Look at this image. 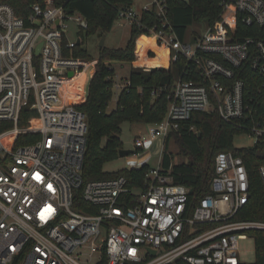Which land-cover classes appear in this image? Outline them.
I'll use <instances>...</instances> for the list:
<instances>
[{"label":"built area","instance_id":"obj_1","mask_svg":"<svg viewBox=\"0 0 264 264\" xmlns=\"http://www.w3.org/2000/svg\"><path fill=\"white\" fill-rule=\"evenodd\" d=\"M67 1L41 0L23 19L0 0V123L12 124L0 131V264L17 257L20 264H168L178 258L185 264H245L239 241L264 231V221L233 220L248 201L249 180L242 157L232 151L215 155L209 192L194 206L189 188L173 183L160 162L141 189L129 188L122 175L83 181L87 121L79 105L98 60L73 55L82 39L67 37ZM220 5L213 24L184 40L167 19L165 0L117 10V19L144 30L135 42L137 66L152 65L146 60L156 58L157 49L166 52L169 65L179 55L189 62L170 88L165 117L147 124L148 137L135 139V149L165 139L192 112L212 110L264 146V0ZM150 10L158 24L142 22L141 13ZM77 14L81 36L87 22ZM142 37L147 41L139 49ZM247 68L257 76L249 89L240 76ZM24 107L37 113L36 124L18 125ZM20 135L37 138L16 146ZM257 170L264 186V162ZM78 190L95 212L73 209Z\"/></svg>","mask_w":264,"mask_h":264},{"label":"trees","instance_id":"obj_2","mask_svg":"<svg viewBox=\"0 0 264 264\" xmlns=\"http://www.w3.org/2000/svg\"><path fill=\"white\" fill-rule=\"evenodd\" d=\"M14 13L23 19L30 14L32 5L41 0H5ZM134 0H68L64 6L65 12L81 14L87 22L84 32L88 34H105L111 30L117 20V10L133 6ZM167 4V19L180 40L187 38V28L195 23L213 24L221 12L222 0H165ZM142 22L148 26L159 23L154 10L141 13ZM123 47L98 46V57H92L83 48L76 47L73 55L76 57L97 59L95 72L88 85V93L79 109L85 114L87 121L86 149L82 162L81 176L83 181L98 180L122 175L127 180L129 188H144L147 174L152 167L142 164L140 167L124 168L115 172H106L103 165L118 157L122 148L120 139L121 124L130 123L154 124L165 117L168 105V93L171 86L184 71L188 70L189 62L178 56L169 68L154 66L166 65V52L157 49L158 56L148 59L147 66H131L122 81L128 84L117 91L115 108L108 110L109 102L114 94L116 78L115 64L130 63L135 60V42L143 33L133 25ZM241 29V28H240ZM239 31V30H238ZM241 36L250 34L240 30ZM199 33L193 32L192 36ZM147 39L140 38L138 47ZM139 64V63H137ZM240 76L246 80L247 89L253 87L257 77L248 68ZM121 81V82H122ZM38 122L35 111L24 107L18 119V125H34ZM11 123H0V131L10 128ZM192 127V129H190ZM244 132L243 127L235 123L224 122L217 111H195L188 120L180 122L177 130L171 131L164 139V149L160 165L169 169L172 182L189 188L188 203L194 206L196 202L209 192L210 181L214 175V158L218 152L232 151L242 157L249 180L248 201L234 215L233 220L264 221V186L258 173V166L264 158L256 156L258 149L264 148L256 144L249 148H235L232 139L235 134ZM37 135H20L15 145L19 146L34 141ZM174 139L178 154L187 159L173 161L172 154L167 152L169 139ZM105 140V141H104ZM104 141V142H103ZM132 195H126L127 203L132 201ZM73 209L83 212H95L96 206L85 201L80 190L74 193ZM207 225L202 226L206 228ZM256 260L255 264H263L264 231H253ZM10 264H20L15 258ZM168 264H185L180 258Z\"/></svg>","mask_w":264,"mask_h":264},{"label":"rangeland","instance_id":"obj_3","mask_svg":"<svg viewBox=\"0 0 264 264\" xmlns=\"http://www.w3.org/2000/svg\"><path fill=\"white\" fill-rule=\"evenodd\" d=\"M146 3H151V0H134L132 5L136 10H140L142 6ZM76 15H78L77 12H74L67 20V37L70 40H76L78 37H81L83 49H85L87 53L90 54L92 57H98L99 37H97L96 34H88V35L82 34L81 36H79V34L77 33L78 25L75 24ZM206 27L207 26L204 22L192 24L187 28V34H186L187 39L193 34V32L201 33L206 29ZM130 30L131 27L128 22L121 19L115 20L113 27L105 35L104 46L123 47L129 38ZM132 62L136 66L141 64V60H137V57H135V60H133ZM132 62L124 63L126 65L115 64V68H116L115 83L117 84L121 83L123 78L126 76L125 73L129 70V67L132 64ZM168 65L169 64L167 62L166 65H162V66L167 67ZM114 91L115 92L113 94V97L109 102V106H108L109 111L115 108L116 94H117V90L115 89V87H114ZM120 127H121L120 139L122 141V148L133 150V152L124 156L118 155L116 159L106 162L103 165V170L106 172H115L124 168L140 167L142 164H148L150 167H157L162 157V152L160 153V151H163L164 149L163 147L165 146L164 139H156L151 143H145V145L142 146L141 148L135 149V145H134L135 139L137 138L145 139L148 137L146 135L147 127H148L147 124L130 123L125 121L121 124ZM232 144L235 148H241V147L249 148L256 145L254 138L248 136L244 132L235 134L232 139ZM167 152L172 154L174 162L183 161V160L185 161L187 159L183 155L178 154V147L174 142V139L172 138L169 139V142L167 144ZM239 250H240V259L245 264L253 263L256 260L254 239L250 234L246 239L239 241Z\"/></svg>","mask_w":264,"mask_h":264},{"label":"water","instance_id":"obj_4","mask_svg":"<svg viewBox=\"0 0 264 264\" xmlns=\"http://www.w3.org/2000/svg\"><path fill=\"white\" fill-rule=\"evenodd\" d=\"M97 37H99L98 46H99V47L104 46L105 34H102V35L97 34ZM77 43L79 44V40L77 41ZM39 46H40V45H39ZM39 46H38L37 49H36V53L39 52ZM132 152H133V150H130V149H123V148H121V149H119V151H118V155H119V156H124V155H127V154L132 153ZM256 156H258V157H260V158H264V151H259V150H257V151H256ZM148 251H149V253L151 254V256H154V255H155V250H154V249H149Z\"/></svg>","mask_w":264,"mask_h":264},{"label":"crops","instance_id":"obj_5","mask_svg":"<svg viewBox=\"0 0 264 264\" xmlns=\"http://www.w3.org/2000/svg\"><path fill=\"white\" fill-rule=\"evenodd\" d=\"M124 65H126V64H124ZM128 65H130V64H128ZM132 66H136L133 62H132V64H131ZM127 69V68H126ZM126 72V71H125ZM125 75H127V72L125 73ZM162 151H160V153H161Z\"/></svg>","mask_w":264,"mask_h":264}]
</instances>
